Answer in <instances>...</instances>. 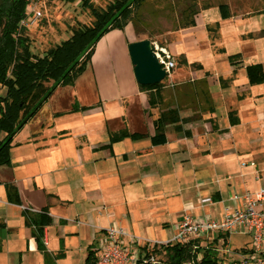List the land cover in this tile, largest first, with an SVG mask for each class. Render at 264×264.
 <instances>
[{
	"label": "crops",
	"instance_id": "1",
	"mask_svg": "<svg viewBox=\"0 0 264 264\" xmlns=\"http://www.w3.org/2000/svg\"><path fill=\"white\" fill-rule=\"evenodd\" d=\"M259 1L220 2L228 7L224 18L219 3L204 5L193 25L169 30L174 67L153 106L129 60L132 24L98 40L83 72L51 93L0 165V264H46L43 252L49 264H83L108 226L144 242L172 241L184 213L219 218L236 205L234 193L264 187V82L250 84L246 75L252 64L264 75ZM234 54L240 59L230 63ZM74 104L84 108L73 111ZM168 109L177 111L179 129L166 124L165 142L154 145L153 121ZM121 131L141 136L110 142ZM4 183L16 187L20 204L7 201ZM44 206L51 222L36 239L22 211ZM234 235L245 237L239 245L250 242ZM213 239L218 247L221 238Z\"/></svg>",
	"mask_w": 264,
	"mask_h": 264
},
{
	"label": "trees",
	"instance_id": "2",
	"mask_svg": "<svg viewBox=\"0 0 264 264\" xmlns=\"http://www.w3.org/2000/svg\"><path fill=\"white\" fill-rule=\"evenodd\" d=\"M65 2L80 1L89 10L92 20L83 26H76L70 35L59 43L49 46L42 55L30 51V39L26 35L22 21L27 15L29 0H0V165L10 161V149L13 136L36 113L51 93L59 86L72 84L83 72L98 40L113 29L123 30L132 23L133 14L145 0H108L103 7L94 6L90 0H62ZM221 17H228L229 11L225 3H219ZM186 14L185 22L180 27L194 24ZM240 59L239 54L228 56V61L234 63ZM178 63L186 64L183 56ZM246 75L250 84L264 82L263 69L260 64L246 67ZM161 82L149 85H138L140 91L146 92L148 104L156 103ZM75 104L72 110H77ZM233 112H229L230 124L236 123ZM178 121L177 111L168 109L161 111L153 121L154 133L150 136L154 145L162 144L166 138L165 125ZM141 134L121 131L110 136V142L124 137L138 138ZM6 199L13 204H20L16 187L12 183L3 184ZM24 221L34 227L35 238L41 235L42 228L51 222L48 207L44 206L37 212L22 211ZM227 235H223L225 244ZM204 240L192 239L187 242H167L154 245L148 249L142 247L136 264H220L216 247ZM239 251L241 257L258 254L260 264H264V247L259 252L252 248ZM96 249L88 248L83 264H93ZM61 252L54 257L58 258ZM163 255V259L158 256ZM44 261L49 264L48 255L43 252ZM152 256V262L142 259Z\"/></svg>",
	"mask_w": 264,
	"mask_h": 264
},
{
	"label": "rangeland",
	"instance_id": "3",
	"mask_svg": "<svg viewBox=\"0 0 264 264\" xmlns=\"http://www.w3.org/2000/svg\"><path fill=\"white\" fill-rule=\"evenodd\" d=\"M90 1L94 6L103 7L108 0ZM234 1L237 2V0H145L133 14L131 24L134 34L128 38L127 43L144 39L143 35L146 34L148 37L146 39L150 40L153 50L157 46L168 52L165 47L166 41L168 42L166 34L169 30H173L185 22L186 13L189 18L190 11L196 12L204 5H214L220 2L232 4ZM262 2L260 0L257 3L258 6ZM27 6H30L31 10H39L41 14L34 24H27V17L23 20L24 23L21 22L30 39V51L36 55H42L49 46L66 39L76 26H83L92 20L89 10L83 7L80 1L29 0ZM28 10L30 9L28 8ZM27 15L29 16V11H27ZM166 232L169 235L171 230H166ZM243 238L245 237L231 235L228 251L224 250L226 249L225 244L220 243L216 247L219 248L217 255L220 258V264H237L242 256L240 248L253 249L251 240L239 245ZM158 257L159 259L164 258L163 255ZM248 264H260L257 253L254 260H250Z\"/></svg>",
	"mask_w": 264,
	"mask_h": 264
},
{
	"label": "built area",
	"instance_id": "4",
	"mask_svg": "<svg viewBox=\"0 0 264 264\" xmlns=\"http://www.w3.org/2000/svg\"><path fill=\"white\" fill-rule=\"evenodd\" d=\"M27 11H29V16L26 15L27 24H34L40 18L39 10H31L30 6H27ZM154 52L168 73L174 67L173 60L161 47L155 46ZM232 198L236 205L231 209L226 208L219 218L196 220L190 214L184 213L172 241L144 242L128 234L122 228L108 226L104 229L102 239L97 244L93 264H136L142 247L150 249L162 243L187 242L192 239L209 242L213 239V233L217 234V238H221V244L223 235H246L253 243L254 252H259L264 243V210L261 207L264 201V187H259L252 192L234 193ZM200 201L208 202L210 198H203ZM254 258L255 255L248 258L241 257L237 264H248ZM153 260L152 256L142 259L144 262Z\"/></svg>",
	"mask_w": 264,
	"mask_h": 264
},
{
	"label": "water",
	"instance_id": "5",
	"mask_svg": "<svg viewBox=\"0 0 264 264\" xmlns=\"http://www.w3.org/2000/svg\"><path fill=\"white\" fill-rule=\"evenodd\" d=\"M127 51L137 84H155L166 77L167 73L158 60L149 39L128 42Z\"/></svg>",
	"mask_w": 264,
	"mask_h": 264
}]
</instances>
